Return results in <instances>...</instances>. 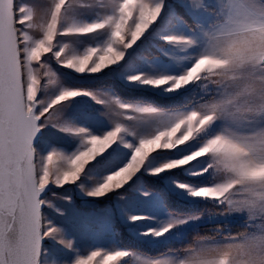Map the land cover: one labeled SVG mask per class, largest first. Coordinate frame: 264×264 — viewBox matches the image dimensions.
<instances>
[{
    "label": "snow or ice",
    "instance_id": "1",
    "mask_svg": "<svg viewBox=\"0 0 264 264\" xmlns=\"http://www.w3.org/2000/svg\"><path fill=\"white\" fill-rule=\"evenodd\" d=\"M126 66L122 78L174 102L129 101L71 79ZM85 98L92 109H77ZM150 160L148 174L181 172L175 186L204 206L144 235L204 217L213 227L154 254L119 242L77 254L45 214L71 199L52 188L101 198ZM128 257L264 264V0H0V264Z\"/></svg>",
    "mask_w": 264,
    "mask_h": 264
},
{
    "label": "rangeland",
    "instance_id": "2",
    "mask_svg": "<svg viewBox=\"0 0 264 264\" xmlns=\"http://www.w3.org/2000/svg\"><path fill=\"white\" fill-rule=\"evenodd\" d=\"M179 30V26H177ZM121 75L113 73L111 78L108 76V70L105 73L95 74L92 76H79L72 74V80H92L94 77L111 79L116 83L127 85L133 88L147 89L157 92L160 95H166L162 90L144 87L139 84L129 83L122 78L124 72L131 71L130 66L119 70ZM77 85V84H76ZM82 86V85H77ZM96 87V86H94ZM77 109H92L93 105L90 100L78 99ZM157 161L150 160L124 188L115 192L109 193L101 198L88 197L78 185H66L64 189L52 188V191L70 196V200L54 199V206L45 208V214L54 224L62 228L69 239L74 242L77 254L81 249L85 251L92 246H104L105 250L114 249L118 242V234L116 230L117 224H122L127 227L128 233L136 238L146 240L151 243L164 242L167 240L178 241L182 239L188 229L195 228L198 225L207 223V218L204 217L198 222H189L184 225H178L165 236L156 238L153 236H145L144 233L149 229L159 230L160 228L172 223L175 219L186 217L188 215H178L170 212L164 205L161 196L144 187L141 175L145 174L154 178H160L165 189L177 194L187 203H202L196 198H192L183 190L178 189L174 180L178 179L171 173H162L154 176L148 174V168L156 166ZM92 185H86L91 187ZM47 195L50 197L51 192ZM59 208L62 214L56 211ZM132 215L145 217L140 221H132ZM49 247L57 248L58 246L52 242H47ZM61 251H63L61 249ZM68 255H72L69 252ZM133 264L132 258H123ZM120 264V261L115 262Z\"/></svg>",
    "mask_w": 264,
    "mask_h": 264
},
{
    "label": "trees",
    "instance_id": "3",
    "mask_svg": "<svg viewBox=\"0 0 264 264\" xmlns=\"http://www.w3.org/2000/svg\"><path fill=\"white\" fill-rule=\"evenodd\" d=\"M77 85L82 86H99L101 84L110 85L115 92L129 101H148L155 103L160 106H168L173 103V98L169 95H160L157 92L150 91L147 89L133 88L127 85L116 83L111 79L101 77H94L92 80H73ZM178 179L183 177V174L179 171L171 173ZM142 183L148 190L158 193L163 199L165 207L170 211L178 215H191L201 210L204 206L203 203H187L185 200L177 196L176 193L165 189L160 178H154L145 174L141 175ZM233 225H236V221H232ZM213 227L209 222L198 225L195 228L188 229L184 237L178 241L167 240L164 242L151 243L143 239H139L131 236L127 227L122 224H117L116 230L118 234V242L122 247H128L131 249L141 250L147 253H157L169 246H179L186 243V237L190 239L191 235L194 234L195 230L207 231L208 228Z\"/></svg>",
    "mask_w": 264,
    "mask_h": 264
},
{
    "label": "water",
    "instance_id": "4",
    "mask_svg": "<svg viewBox=\"0 0 264 264\" xmlns=\"http://www.w3.org/2000/svg\"><path fill=\"white\" fill-rule=\"evenodd\" d=\"M50 188L52 187V186H49Z\"/></svg>",
    "mask_w": 264,
    "mask_h": 264
}]
</instances>
